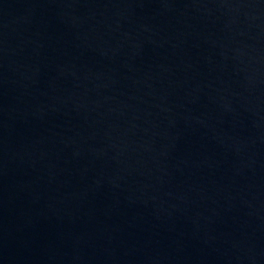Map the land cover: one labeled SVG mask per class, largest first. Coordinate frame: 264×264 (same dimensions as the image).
Here are the masks:
<instances>
[{
	"label": "water",
	"instance_id": "1",
	"mask_svg": "<svg viewBox=\"0 0 264 264\" xmlns=\"http://www.w3.org/2000/svg\"><path fill=\"white\" fill-rule=\"evenodd\" d=\"M0 264H264V0H0Z\"/></svg>",
	"mask_w": 264,
	"mask_h": 264
}]
</instances>
